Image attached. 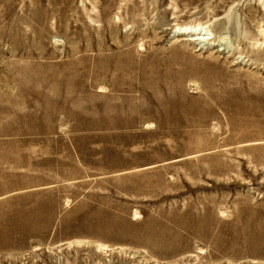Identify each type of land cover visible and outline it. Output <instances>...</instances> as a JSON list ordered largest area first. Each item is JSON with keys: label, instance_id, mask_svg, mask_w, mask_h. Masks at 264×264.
Wrapping results in <instances>:
<instances>
[{"label": "rangeland", "instance_id": "1", "mask_svg": "<svg viewBox=\"0 0 264 264\" xmlns=\"http://www.w3.org/2000/svg\"><path fill=\"white\" fill-rule=\"evenodd\" d=\"M0 264H264V0H0Z\"/></svg>", "mask_w": 264, "mask_h": 264}, {"label": "bare ground", "instance_id": "2", "mask_svg": "<svg viewBox=\"0 0 264 264\" xmlns=\"http://www.w3.org/2000/svg\"><path fill=\"white\" fill-rule=\"evenodd\" d=\"M182 31V30H181Z\"/></svg>", "mask_w": 264, "mask_h": 264}]
</instances>
